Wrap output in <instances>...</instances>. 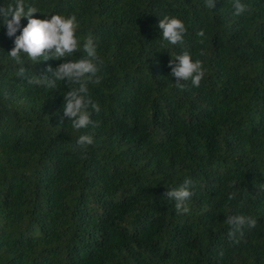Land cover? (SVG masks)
I'll use <instances>...</instances> for the list:
<instances>
[{
  "label": "trees",
  "instance_id": "trees-1",
  "mask_svg": "<svg viewBox=\"0 0 264 264\" xmlns=\"http://www.w3.org/2000/svg\"><path fill=\"white\" fill-rule=\"evenodd\" d=\"M25 2L38 19L76 16L67 59L92 37L101 111L98 126L73 129L67 84L19 76L0 17V264H264V0H241L240 15L234 0ZM165 15L184 22L181 43L163 39ZM183 52L203 62L199 87L176 86L169 64ZM22 59L26 76L65 62ZM82 134L94 143L78 147ZM188 180L190 212L177 214L165 194ZM236 214L257 221L239 243L225 223Z\"/></svg>",
  "mask_w": 264,
  "mask_h": 264
},
{
  "label": "clouds",
  "instance_id": "clouds-1",
  "mask_svg": "<svg viewBox=\"0 0 264 264\" xmlns=\"http://www.w3.org/2000/svg\"><path fill=\"white\" fill-rule=\"evenodd\" d=\"M217 0H206V6L209 9L216 7ZM234 8L237 15L243 14L248 10V6L241 0H234ZM39 9L26 3L25 0H15V3L0 5V17L7 28V35L15 37V47L8 54L17 65H20L18 75L26 77L27 83L33 86H45L50 89H57V81H64L68 86V91L64 95L63 114L70 118L72 128L79 131L87 128L89 125L98 126V122L93 121L92 114H99L101 107L99 103L94 102L89 95V83H99L98 73L101 71L103 60L99 57L95 43L91 36H88L84 42L83 50L86 55L78 60L67 59L79 51V42L76 38L78 22L75 15L64 17L60 14L47 16L45 19L34 17ZM22 18H27L26 26H21ZM159 28L162 29V37L172 45L183 41L187 32L184 22L175 17L165 15L159 22ZM20 33L17 35V33ZM198 37L204 38L206 33L200 30ZM203 43L204 40L199 41ZM22 55H26L31 61H47L50 59L65 60L57 68L51 66L47 69L49 75L26 76L25 61ZM203 55V51H201ZM43 58V59H41ZM171 75L176 77L178 83L176 86L181 90L186 85L182 81H190L193 87H199L205 72L203 62L200 59L193 60L188 52L178 54L175 59H171ZM94 143L91 135L82 134L78 137L76 144L78 147L85 148ZM192 181H186L179 188L171 189L166 192L168 199L175 201L177 214H186L190 212L188 201L194 195L190 190ZM235 194H231L229 199H234ZM230 226L228 236L235 243H239L237 233L242 235L245 226L255 227L257 221L242 214L229 215L225 221ZM223 255V253H221Z\"/></svg>",
  "mask_w": 264,
  "mask_h": 264
}]
</instances>
